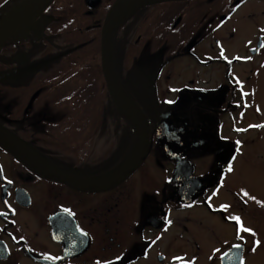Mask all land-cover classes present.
I'll list each match as a JSON object with an SVG mask.
<instances>
[{
    "label": "flooded vegetation",
    "instance_id": "af4514ba",
    "mask_svg": "<svg viewBox=\"0 0 264 264\" xmlns=\"http://www.w3.org/2000/svg\"><path fill=\"white\" fill-rule=\"evenodd\" d=\"M137 1L53 0L3 45V74L73 49L0 87V264H264V0Z\"/></svg>",
    "mask_w": 264,
    "mask_h": 264
},
{
    "label": "water",
    "instance_id": "95a60500",
    "mask_svg": "<svg viewBox=\"0 0 264 264\" xmlns=\"http://www.w3.org/2000/svg\"><path fill=\"white\" fill-rule=\"evenodd\" d=\"M25 1H23L22 3H24ZM52 1L53 0H31L22 9L15 11L16 8L22 4L21 3L18 6L14 7L12 10H10L9 12H7L6 14H0V51H1L2 46L9 39L13 37H18L21 34H23L26 31V29H28L30 24H32L35 21V19L47 8V6ZM155 1H164V0H138L136 5L141 6V5H145L147 3L155 2ZM121 7H125V9H129L130 6L129 4L125 3ZM110 18H111V12L106 17L104 25H103V30H102L101 49H102V69H103L104 78L107 83L110 96L116 102H118L122 108L128 110L132 118L135 120L136 128L138 130V136H139V145H142V143L145 142L144 116L141 111L133 110L135 106L130 101L129 97L120 89L112 73L110 57H109V49H108V45H109L108 36H109L110 28H111ZM36 27H37V24L32 25L34 33H35ZM72 49L73 48H70L56 55L43 58V59H39L37 61L30 62L23 66L16 67L12 69L11 71L3 75H0V81L17 80L19 79L21 74L26 73V72H33L36 69H39L41 66L49 63L50 61L72 51ZM15 61L17 63L25 62L26 57L25 55H20L18 57H15ZM121 95L123 98L120 97ZM7 135L8 137H6ZM7 135L4 136L3 133L0 132V138L1 137L5 138L6 142L9 140L15 146H17L18 144L24 145L22 141L18 139L17 137L11 134H7ZM9 141H8V144H9ZM9 148L10 150L14 151L11 146H9ZM139 148H140V151H142L141 147ZM140 159H142V154H139L137 157H135V159L131 160L128 164H125L119 176L122 177L130 173L132 169L136 167V163Z\"/></svg>",
    "mask_w": 264,
    "mask_h": 264
},
{
    "label": "rangeland",
    "instance_id": "374dc122",
    "mask_svg": "<svg viewBox=\"0 0 264 264\" xmlns=\"http://www.w3.org/2000/svg\"><path fill=\"white\" fill-rule=\"evenodd\" d=\"M23 1H25V0H0V2H3L6 6H5V9H8V8H10L9 10H7L6 12L3 10V13H1V14H6L7 12H9L10 10H12L14 7H16V6H18L19 4H21ZM124 2H126V1H124ZM122 11V10H121ZM48 67H50V66H48ZM6 68H8V66H6ZM22 79L24 80V81H27V85L26 86H24V87H28V88H35V78L31 75V76H28V75H23L22 76ZM57 80H58V78H57ZM64 81V80H63ZM61 85H63V86H67L68 85V82H63ZM95 99V95L94 94H92V93H89V95H87V102L88 103H91V102H93V100ZM120 113H122V114H125L124 112H120Z\"/></svg>",
    "mask_w": 264,
    "mask_h": 264
},
{
    "label": "trees",
    "instance_id": "16d2710c",
    "mask_svg": "<svg viewBox=\"0 0 264 264\" xmlns=\"http://www.w3.org/2000/svg\"><path fill=\"white\" fill-rule=\"evenodd\" d=\"M10 8H8V9H5L4 11L6 12L7 10H9ZM4 51H6L5 49H4V46L2 47V49H1V51H0V75H2L8 68H6V58H5V54H4ZM79 51V50H78ZM6 53H8L9 54V52L7 51ZM27 54H28V56L31 58V59H34L35 58V55L33 54V53H31L30 51L29 52H27ZM10 55V54H9ZM8 59L9 60H11L10 59V56L8 57ZM25 75H28V76H31V74H25ZM28 83H27V81H26V83L24 84V86H26ZM4 85V82L3 81H1L0 82V87L1 86H3ZM125 117H127L126 115H123L122 113H120V115H119V118H125Z\"/></svg>",
    "mask_w": 264,
    "mask_h": 264
},
{
    "label": "bare ground",
    "instance_id": "6f19581e",
    "mask_svg": "<svg viewBox=\"0 0 264 264\" xmlns=\"http://www.w3.org/2000/svg\"><path fill=\"white\" fill-rule=\"evenodd\" d=\"M30 1H31V0H26L24 3H22L20 6H18V7L16 8L15 11H17V10H19V9H22V8L25 7ZM118 22H119V20H118ZM120 97L123 98L122 95H121ZM8 141H9V140H8ZM8 141H7V142H8ZM9 145L12 147V149H13L14 151L17 150V146H15L14 144H12L10 141H9Z\"/></svg>",
    "mask_w": 264,
    "mask_h": 264
}]
</instances>
